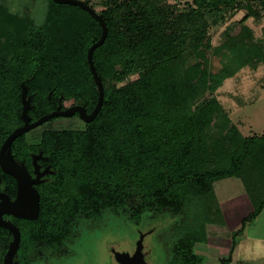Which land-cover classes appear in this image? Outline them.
Segmentation results:
<instances>
[{
    "label": "trees",
    "instance_id": "trees-1",
    "mask_svg": "<svg viewBox=\"0 0 264 264\" xmlns=\"http://www.w3.org/2000/svg\"><path fill=\"white\" fill-rule=\"evenodd\" d=\"M31 1L13 10L0 0V144L23 124L22 83L32 96V122L60 99L88 114L98 99L87 52L101 36L99 22L79 6L46 0L37 23ZM79 1L107 28L92 54L104 102L83 128L48 129L34 143L26 135L12 143L27 160L29 151L43 150L55 170L39 186L29 233L57 246L109 218L138 227L168 214L166 264H202L195 248L216 237L209 227L225 228L216 182L241 181L252 209L241 229L264 209V134L243 135L213 95L243 67H264V40L242 22L215 47L208 33L227 11L242 7L245 19L258 17L264 0ZM210 55L222 59L218 74L210 72ZM240 232H229L232 247Z\"/></svg>",
    "mask_w": 264,
    "mask_h": 264
},
{
    "label": "rangeland",
    "instance_id": "rangeland-1",
    "mask_svg": "<svg viewBox=\"0 0 264 264\" xmlns=\"http://www.w3.org/2000/svg\"><path fill=\"white\" fill-rule=\"evenodd\" d=\"M23 1L30 0H10V6L13 10H16ZM167 1L173 2V0ZM257 1L255 4L258 6L260 2ZM31 3H34L32 11L36 22L41 23L45 18L46 0H32ZM246 15L247 12L242 7L224 13L223 22L211 27L208 31L211 46L219 45L223 32L229 27L235 29L234 25L238 22H242L243 25L250 28L256 40H264V9L259 11L258 17L250 16L245 19ZM221 60L219 56H209V67L212 74L219 73L222 67ZM254 65L255 67L251 65L243 67L233 77L224 80L222 85L213 93L224 113L233 124L239 127V130L245 136L264 134V67L258 63ZM206 96L209 97L210 94H206ZM72 103V101H66L64 105L69 106ZM83 124L84 122L79 117H55L53 120L28 131L25 137L29 141H37L44 130L80 129L83 128ZM214 189L217 202L225 219V228L209 227V231H213L216 237H212L208 244L198 245L195 248L202 264H223L224 257H216L215 247L224 246L228 248L227 251H230L232 243L228 237L229 232L241 230L243 218L247 217L252 211L244 187L239 179L220 180L215 183ZM171 222V217L165 214L150 219L145 218L138 227L122 217L109 218L100 228L89 229V226H86L88 229H82L75 244L71 246L73 256L67 264H117L112 250L133 253L140 233L145 234L143 244L144 251L147 252L146 263L166 264L167 257L164 248L166 247V236L169 235L168 229L172 224ZM256 237L264 238V209L257 218L245 225L243 233L240 232L235 237L237 248L242 242L245 244L244 247H247L245 251L248 250V252H244V255L250 254L245 257L243 262L260 264L261 260L256 257L260 258L264 255V246L254 241ZM200 247L206 249V252H199L203 249ZM236 250L229 264H240V262L236 263V259L239 258V253L242 255L243 250L237 253ZM257 251L261 253V256L256 254ZM225 253L227 256V252Z\"/></svg>",
    "mask_w": 264,
    "mask_h": 264
},
{
    "label": "water",
    "instance_id": "water-1",
    "mask_svg": "<svg viewBox=\"0 0 264 264\" xmlns=\"http://www.w3.org/2000/svg\"><path fill=\"white\" fill-rule=\"evenodd\" d=\"M56 3L59 4H72L81 7L82 9L86 10L94 19H96L100 26H101V36L99 40L95 43H93L87 52V62L89 65V69L91 71L94 83L96 85L97 91H98V99L97 103L92 110L91 113H86L85 108L81 106H71L65 110H60L61 108V99L59 100V104L56 107V109L42 117H40L38 120L31 122L30 117L28 116V111H31L33 109L32 107V96H28V88L27 86L22 83L21 85V120L23 122L22 126L14 129L5 139L1 146L0 150V167L4 173H7L11 176H13L17 183H18V191H17V198L15 200V203L13 204L12 212H3V207L0 205V226H3L7 228L8 230L12 231L14 235L13 243H11L9 250L6 255V261H10L14 258L16 255V251L19 245V230L15 227H13L9 222H5L1 220L2 215L4 213H10L12 216L17 218H24V219H30L35 220L38 212H39V195L37 191L32 187V184L36 185L40 183L39 181V175H36L34 177L35 179L29 178V174L26 171L24 164L20 163L17 164L10 151V147L12 142L22 136L23 134L27 133L28 131L35 129L47 121H49L52 118L55 117H71L74 114L78 115L79 119H81L84 123H89L93 121L98 114V112L101 109V106L104 102V89H103V83L101 77L97 74L96 69L93 65L92 61V54L94 50L99 47L102 42L105 40L107 35V28L106 25L102 19L101 15H98L94 10L86 6L83 2L79 0H53ZM36 173V168L34 169ZM32 191L33 192V200L31 201V206L29 209L26 208L25 203L28 201V198L24 197V193ZM23 192V193H22ZM1 202L3 201V197L0 196ZM23 201V203H22ZM22 203V205H21ZM1 204V203H0ZM3 204V203H2ZM24 206V207H23ZM145 234L141 233L139 235V239L136 242L135 250L133 253H127V252H117L115 250H112L115 262L117 264H147L145 261V257L147 255V252L144 251V239ZM224 264V260L222 261ZM17 264V263H16Z\"/></svg>",
    "mask_w": 264,
    "mask_h": 264
},
{
    "label": "flooded vegetation",
    "instance_id": "flooded-vegetation-1",
    "mask_svg": "<svg viewBox=\"0 0 264 264\" xmlns=\"http://www.w3.org/2000/svg\"><path fill=\"white\" fill-rule=\"evenodd\" d=\"M61 105L62 106L60 110H65L71 106H74L73 104L65 106L62 102ZM73 116H75L76 118L78 117V115L76 114ZM26 134L27 133L23 135ZM3 142L0 144V150ZM30 142L34 143L36 142V140H31ZM10 151L14 161L17 164H24V167L30 176L29 178L35 179L34 177H36V175H39L38 178L41 182L36 185L32 184V187L37 191L39 195L38 204H40L39 186L41 184L49 183L52 179V176L55 175V170L53 169L52 164L48 162L49 157L45 155L43 150L38 149L35 152L29 151V160H27L24 157L20 156L18 153H16L14 149H12V144L10 147ZM35 168L36 173L34 170ZM17 191L18 183L16 179L7 173H4L0 167V196L3 197V201L1 202L0 200V205L3 207V212L13 211L11 207H13V204L15 203V200L17 198ZM23 195L24 197L28 198V201L25 203V205L26 208L29 209L34 196L33 192L28 191ZM38 216L39 212L36 219L38 218ZM1 218V220L9 222L13 227L19 230L20 238L16 255L12 260L6 261V255L11 243H13L14 235L12 231L8 230L3 226H0V264H67L71 260L73 252L70 248L75 244L74 242H69L62 245L58 244L57 246L48 243H41L39 242L38 236L29 233V230L33 229V226H31L29 223L36 221V219L30 220L24 218H17L12 216L10 213H4ZM36 237H38V239Z\"/></svg>",
    "mask_w": 264,
    "mask_h": 264
},
{
    "label": "crops",
    "instance_id": "crops-1",
    "mask_svg": "<svg viewBox=\"0 0 264 264\" xmlns=\"http://www.w3.org/2000/svg\"><path fill=\"white\" fill-rule=\"evenodd\" d=\"M258 217V216H257ZM256 217V218H257ZM245 228V227H244ZM244 228L243 229H241V233H243V230H244ZM255 235V234H254ZM253 238H255V237H253ZM243 241V240H242ZM254 241H256L258 244H261L262 246H264V238H262V239H260V237H256V240H254ZM209 243V242H208ZM231 243H232V240H231ZM245 246V244L244 243H240V246L238 245V248H237V246H236V244H235V246L234 247H232V244H231V250L230 251H227L228 250V248H225L224 246L223 247H221V246H217V247H215V254H216V257L217 258H223L224 260H230L231 261V258H232V255H233V253L235 252V250H236V248H237V250H236V253L237 252H240V251H242L241 253H242V255H240V253H239V258L238 259H236V263H238V262H240V264H245V263H247V262H243V261H245V257L247 256V255H250V254H246V255H244L245 253L244 252H248V250L247 251H245L246 250V248L244 247ZM200 248H203V247H200ZM203 251H205L206 252V249H201L199 252H203ZM225 252H227V256H226V253ZM256 254L257 255H260L261 253L260 252H256ZM264 254V253H263ZM261 256V255H260ZM257 259H259V260H261V262H260V264H264V255L262 256V257H260V258H258V257H256ZM248 263H252V262H248ZM247 263V264H248Z\"/></svg>",
    "mask_w": 264,
    "mask_h": 264
},
{
    "label": "built area",
    "instance_id": "built-area-1",
    "mask_svg": "<svg viewBox=\"0 0 264 264\" xmlns=\"http://www.w3.org/2000/svg\"><path fill=\"white\" fill-rule=\"evenodd\" d=\"M264 2V1H263Z\"/></svg>",
    "mask_w": 264,
    "mask_h": 264
}]
</instances>
